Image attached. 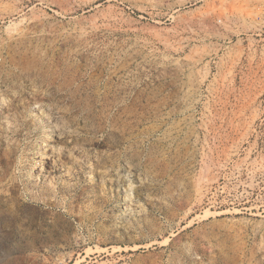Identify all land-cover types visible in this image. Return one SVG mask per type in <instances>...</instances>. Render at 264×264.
<instances>
[{
	"label": "rangeland",
	"instance_id": "1",
	"mask_svg": "<svg viewBox=\"0 0 264 264\" xmlns=\"http://www.w3.org/2000/svg\"><path fill=\"white\" fill-rule=\"evenodd\" d=\"M107 1L0 0V264H264V0Z\"/></svg>",
	"mask_w": 264,
	"mask_h": 264
},
{
	"label": "bare ground",
	"instance_id": "2",
	"mask_svg": "<svg viewBox=\"0 0 264 264\" xmlns=\"http://www.w3.org/2000/svg\"><path fill=\"white\" fill-rule=\"evenodd\" d=\"M112 0H108L107 2L109 3V2H111ZM96 7H102V9L104 8V6H102V4L101 3H98L97 5H96ZM106 7H108L107 8V11H109V15L107 16V18L108 17H112L111 19L112 20H118L119 18H121V13H119V11L116 9V6H114V4H112V3H110L108 6H106ZM106 9V8H105ZM104 11L102 10L101 11V9L100 10H97V12L94 14V16H93V20H92V22L93 23H95V24H97V22H99L100 20H101V17H105V13H103ZM107 14V13H106ZM112 22V21H111ZM107 23V22H106Z\"/></svg>",
	"mask_w": 264,
	"mask_h": 264
},
{
	"label": "built area",
	"instance_id": "3",
	"mask_svg": "<svg viewBox=\"0 0 264 264\" xmlns=\"http://www.w3.org/2000/svg\"><path fill=\"white\" fill-rule=\"evenodd\" d=\"M0 61H1V57H0Z\"/></svg>",
	"mask_w": 264,
	"mask_h": 264
}]
</instances>
